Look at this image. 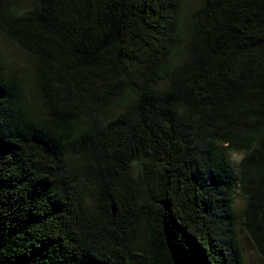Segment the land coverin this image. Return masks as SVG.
<instances>
[{"label":"trees","instance_id":"1","mask_svg":"<svg viewBox=\"0 0 264 264\" xmlns=\"http://www.w3.org/2000/svg\"><path fill=\"white\" fill-rule=\"evenodd\" d=\"M182 1L0 0V264H264V0Z\"/></svg>","mask_w":264,"mask_h":264},{"label":"rangeland","instance_id":"2","mask_svg":"<svg viewBox=\"0 0 264 264\" xmlns=\"http://www.w3.org/2000/svg\"><path fill=\"white\" fill-rule=\"evenodd\" d=\"M201 0H183L181 6V30L182 33H185L187 30V23L189 15L199 7ZM0 57L3 58L7 63L11 64L13 67H23L26 64L25 56L17 51L14 47L7 44L0 37ZM242 157L240 155L232 154L229 157V164L232 171V174L235 176L238 173L239 165ZM233 208L235 213L238 215L244 205V202L241 197H239V190L236 185ZM84 203L87 211H93L92 202L87 196L84 197ZM88 212V213H89ZM238 238L240 242V248L243 251V257L245 264H263L252 252L249 242L247 241L245 235L239 231Z\"/></svg>","mask_w":264,"mask_h":264}]
</instances>
